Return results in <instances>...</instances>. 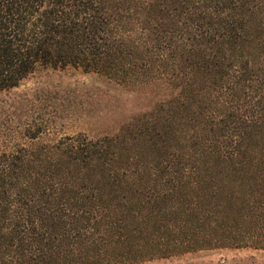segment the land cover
Listing matches in <instances>:
<instances>
[{
  "label": "trees",
  "instance_id": "trees-1",
  "mask_svg": "<svg viewBox=\"0 0 264 264\" xmlns=\"http://www.w3.org/2000/svg\"><path fill=\"white\" fill-rule=\"evenodd\" d=\"M153 59L193 80L116 135H66L31 148L2 146L0 129V264H153L264 250V153L247 145L264 124V0H0V91L39 71L113 76L152 70ZM35 90L44 92L41 83ZM49 92L51 116L25 131L30 139L56 133L71 109ZM247 165L260 188L235 222L214 170Z\"/></svg>",
  "mask_w": 264,
  "mask_h": 264
},
{
  "label": "rangeland",
  "instance_id": "rangeland-1",
  "mask_svg": "<svg viewBox=\"0 0 264 264\" xmlns=\"http://www.w3.org/2000/svg\"><path fill=\"white\" fill-rule=\"evenodd\" d=\"M243 47H255V44H246ZM138 57L137 61L141 64L144 56L140 57L139 54ZM151 65L152 70L136 69L129 74L121 71L113 76L102 72H86L82 68L74 67L39 71L25 78L18 87L0 91V129L5 132L1 139L2 146L14 141L18 145L26 144L32 148L52 144L62 136L80 133L91 138H100L107 134L116 135L135 118L145 117L157 105L180 97L183 85L187 80H193L189 77L176 78L173 76L174 70H166L162 66L163 63L157 59H153ZM183 79H187L186 82H183ZM196 80L198 85L200 79ZM38 83H41L44 92L37 93L35 88ZM49 91H56L53 95L57 94L55 95V98H58L57 103L67 102L71 109L67 117L63 114L55 128L56 133L51 131L38 139H30L24 135L25 131L30 129L40 116L44 115L45 118L51 116L50 105L54 99L49 97ZM176 108L173 106V109ZM176 114L187 115V111L183 109ZM176 114L174 113L175 120ZM164 115L165 112L160 114L162 117ZM179 126V123L174 124V127ZM11 137L14 139H10ZM247 145L253 154L264 153V124L251 132ZM134 150L138 151V148L134 147ZM141 152L146 159L153 156L152 151L146 146ZM214 174L218 183L222 185L223 196L232 199L233 209L229 210L228 216L235 222H243L246 212L243 208L241 210L242 200L259 191L258 172L254 167L247 165L244 169L228 173L215 169ZM251 256L264 262V250L246 247L188 254L180 259L157 261L153 264H169L171 261L206 264L212 261L215 264L225 258L245 259Z\"/></svg>",
  "mask_w": 264,
  "mask_h": 264
}]
</instances>
